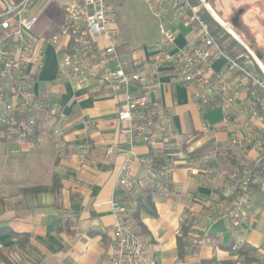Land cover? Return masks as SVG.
<instances>
[{"label":"crops","instance_id":"crops-1","mask_svg":"<svg viewBox=\"0 0 264 264\" xmlns=\"http://www.w3.org/2000/svg\"><path fill=\"white\" fill-rule=\"evenodd\" d=\"M51 3L36 0L30 7V13L39 15L34 27L38 38L53 35L65 22ZM4 10L0 0V12ZM172 27L178 47L194 39L188 27ZM160 35L141 51L121 45L119 52L134 61L142 60ZM61 59L62 53L48 46L35 78L44 101L36 127L37 145L15 140L0 144V154L19 155L11 161V175L0 176V264H112V200L130 208V219L158 264H264V182L258 187L243 233L227 216L235 190L230 174L263 160L264 124L227 126L222 109L199 107L191 89L176 83L170 70L162 68L150 97L169 114L171 153L177 166L170 177V195L150 193L153 213L134 217L137 208L129 205L125 190L117 185L118 176L132 151L133 174L148 180L143 158L156 154L150 145L130 146L128 142V125L118 119L124 89L103 83L87 90L75 87L58 78ZM213 66L219 70L223 60ZM242 101L264 109V95L259 91L243 90ZM54 107L58 115L50 114ZM38 187L46 189L37 191ZM184 228L188 233L182 253L178 238ZM206 236L210 241L193 254L192 240ZM242 238V246L250 250L247 261L241 248H233Z\"/></svg>","mask_w":264,"mask_h":264},{"label":"built area","instance_id":"built-area-1","mask_svg":"<svg viewBox=\"0 0 264 264\" xmlns=\"http://www.w3.org/2000/svg\"><path fill=\"white\" fill-rule=\"evenodd\" d=\"M1 1L5 10L0 12V144L15 140L28 141L31 147L37 145L36 127L44 101L36 90L35 78L43 67L46 48L53 46L62 53L59 79L85 90L99 83L124 89L118 119L128 125L125 131L130 146L150 145L152 154L162 158L158 167L155 156L143 158L149 174L144 180L132 172L135 155L130 151L117 185L125 190L131 207L137 208L139 198L148 193L170 195V177L177 166L171 153L174 143L169 114L150 97L152 83L162 68L170 70L176 83L191 89V97L199 107L222 109L227 126L252 128L255 121L264 124V109L242 101L243 90L264 95V67L250 50L231 55L224 49L202 14L205 7L201 0L199 4L192 0H142L158 20L161 35L146 57L137 61L119 52L122 34L116 0H61L65 22L44 38L34 35L39 15L30 13V7L36 0ZM176 24L194 33L192 42L184 47L176 44L177 32L172 27ZM217 60H223L219 70L213 66ZM49 112L58 115L55 107ZM208 129L206 124L204 130ZM232 142L238 143L237 139ZM230 178L235 190L227 216L243 233L256 204L258 187L264 182V167L260 163L244 167L231 173ZM110 203L115 238L112 264H158L135 229L130 208L116 200ZM209 241L207 236L194 238L193 254ZM243 243L242 238L233 248L239 249Z\"/></svg>","mask_w":264,"mask_h":264},{"label":"rangeland","instance_id":"rangeland-1","mask_svg":"<svg viewBox=\"0 0 264 264\" xmlns=\"http://www.w3.org/2000/svg\"><path fill=\"white\" fill-rule=\"evenodd\" d=\"M201 1L208 13L227 27L226 29L217 22L226 31L224 39L220 40L223 47L234 44L247 53L248 47L264 67V0ZM51 4L58 16L65 18L64 3L61 0H52ZM116 12L117 24L123 38L121 45L125 49L128 47L135 52L141 51L159 35L160 24L142 0H116ZM251 58L256 62L252 55ZM18 158L19 155L16 154H0V176L11 175L14 169L11 161ZM16 172L19 174V168Z\"/></svg>","mask_w":264,"mask_h":264},{"label":"trees","instance_id":"trees-1","mask_svg":"<svg viewBox=\"0 0 264 264\" xmlns=\"http://www.w3.org/2000/svg\"><path fill=\"white\" fill-rule=\"evenodd\" d=\"M192 1L194 3H198V4L201 3L200 0H192ZM202 14H203L206 22L208 23L210 29L212 30V32L214 34H216L220 40H223L224 34L226 33L225 30L217 23V21H215V19L208 13V11L205 8L202 10ZM220 43H221V41H220ZM221 45H222V43H221ZM233 46H234V44H229L226 46V48L224 47V49L229 54L236 55V51L232 50ZM161 161H162V158L160 156H156L155 157V167H158L161 164ZM260 167H264V158L260 162ZM45 189H46V187L36 188L37 191H42ZM148 211L153 213L150 193H148L146 196L143 195L139 198L138 207L134 213V217H138V215L141 212H148ZM187 233H188V228H184L182 235L178 238L179 247H180L182 253H185V249H186L185 237L187 236ZM240 250H241L240 251L241 255L244 256V261H247V258H248L247 253L250 251L248 246L243 245Z\"/></svg>","mask_w":264,"mask_h":264}]
</instances>
